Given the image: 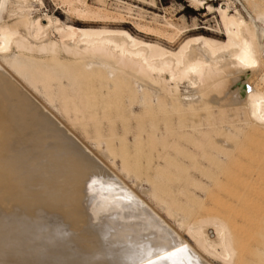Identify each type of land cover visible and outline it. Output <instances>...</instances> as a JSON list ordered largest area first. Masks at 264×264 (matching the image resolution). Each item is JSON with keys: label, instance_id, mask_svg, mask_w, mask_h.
Returning a JSON list of instances; mask_svg holds the SVG:
<instances>
[{"label": "bare ground", "instance_id": "1", "mask_svg": "<svg viewBox=\"0 0 264 264\" xmlns=\"http://www.w3.org/2000/svg\"><path fill=\"white\" fill-rule=\"evenodd\" d=\"M33 1L0 0V264H264V0L219 9L225 40L139 18L156 41Z\"/></svg>", "mask_w": 264, "mask_h": 264}, {"label": "rangeland", "instance_id": "2", "mask_svg": "<svg viewBox=\"0 0 264 264\" xmlns=\"http://www.w3.org/2000/svg\"><path fill=\"white\" fill-rule=\"evenodd\" d=\"M90 7L103 9L105 10L107 15L110 16H119V14L124 15L123 22L121 20L116 21H109L107 25L111 26L112 28H122L129 31L134 36H139L145 38L149 41H156L158 40L155 36L151 34H145L141 32L137 28V23L139 18L143 21L152 22L154 18H158L162 23L165 20L171 21L178 26H181L185 30L184 37H192V36H207V37H214L219 40H225L223 33L221 32V19L219 14V9H224L228 6V11L230 14H234L236 11H239L243 17L250 20L249 14H252V10L250 7L247 6L245 0H199L198 4L195 5L191 2V0H104V3H100L99 0H86ZM16 0H11V5H9L3 12H2V19L4 21L13 20L15 21L14 17L15 14L11 13L12 8L18 6L15 4ZM41 4L39 1H33L30 9V14L33 16L42 17L44 19V15L47 14L49 16H54L58 18L63 24H74L79 27H85L88 24L82 21H79L77 17L69 11V7L67 5H63L60 0H41ZM15 4V5H14ZM201 4V5H200ZM17 5V6H16ZM43 5V6H42ZM16 6V7H15ZM209 7L212 8V11L209 10ZM125 8L130 9L132 14H126ZM10 10V11H9ZM127 12V11H126ZM111 13V14H110ZM10 14V15H9ZM9 16V17H8ZM139 16V17H138ZM142 17V18H141ZM137 20V21H136ZM121 21V22H120ZM12 22V23H13ZM46 24V20L43 21ZM99 26H102L105 23H98ZM262 25H264L262 23ZM187 32V33H186ZM160 43L163 45H168V42L165 40H160ZM179 42L174 44L175 48L178 46ZM263 48V47H262ZM264 50V48H263ZM69 60V57H66ZM90 71H83V73L87 74ZM249 71L246 72L244 75L240 77V82H244ZM63 87L68 86V81L63 79L61 81ZM236 88L233 89V91ZM114 88L111 86L110 90L106 88L103 91L106 93L112 92ZM47 97L46 95H38L35 98L36 101L41 100L44 103L43 97ZM46 104V103H44ZM57 108L59 107V103L55 104ZM50 110L56 115L62 122L69 127H72L70 124V119L61 111L50 108ZM142 104H136L134 111L136 113L141 112ZM73 131H75L78 139L82 140L87 147L92 150L94 154H98L97 150V141L94 139H87L84 130L81 126H73ZM105 141H102V150L109 152L105 145ZM130 143L134 141L133 137H129ZM83 149H87L83 144L81 146ZM116 170L121 172L122 165L121 162L118 160L116 163ZM146 186V187H145ZM149 189L148 184H144V189ZM173 223H176L173 220ZM207 259L202 258L204 263L212 264L206 261ZM206 261V262H205Z\"/></svg>", "mask_w": 264, "mask_h": 264}, {"label": "snow or ice", "instance_id": "3", "mask_svg": "<svg viewBox=\"0 0 264 264\" xmlns=\"http://www.w3.org/2000/svg\"><path fill=\"white\" fill-rule=\"evenodd\" d=\"M171 255H172V256H175L176 253H172ZM164 259H169V257H168V256H165Z\"/></svg>", "mask_w": 264, "mask_h": 264}]
</instances>
